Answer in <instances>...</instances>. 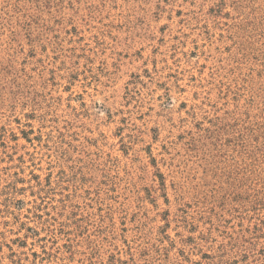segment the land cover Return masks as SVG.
Segmentation results:
<instances>
[{"label": "rangeland", "instance_id": "1", "mask_svg": "<svg viewBox=\"0 0 264 264\" xmlns=\"http://www.w3.org/2000/svg\"><path fill=\"white\" fill-rule=\"evenodd\" d=\"M0 264H264V0H0Z\"/></svg>", "mask_w": 264, "mask_h": 264}]
</instances>
